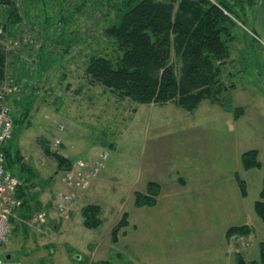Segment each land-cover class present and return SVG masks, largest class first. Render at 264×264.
Segmentation results:
<instances>
[{"label": "rangeland", "instance_id": "1", "mask_svg": "<svg viewBox=\"0 0 264 264\" xmlns=\"http://www.w3.org/2000/svg\"><path fill=\"white\" fill-rule=\"evenodd\" d=\"M27 1L23 13L28 12L30 22L20 25L27 28L30 42L8 53L0 89L11 114L28 108L10 144L22 157L17 173L33 189V210L45 211L46 220L32 224L14 217L0 242V259L6 253L23 264H237L240 257L259 259L264 220L253 203L264 178V120L257 110L255 117H234L233 108L256 109L263 67L256 19L264 0H230L235 23L225 37L228 56L217 63L222 98L231 104L222 107L204 99L193 111L171 101L136 103L86 75L87 56L106 47L102 29L115 18L114 11L104 19L91 0L85 5L82 0H32L26 6ZM75 5L80 8L73 18L60 22L59 14L69 16ZM23 32L12 30L10 39ZM171 61L177 71L179 62ZM42 140L73 160L70 168L57 171ZM249 149H257L260 167L243 168L241 154ZM101 154L107 155L102 167L76 190L67 173L77 161L96 162ZM237 177L245 182L246 196ZM149 182L159 184L155 203L136 205L134 194L146 192ZM59 201L64 204L56 205ZM92 204L99 206L100 222L86 226L82 208ZM242 225L250 228L248 234H227Z\"/></svg>", "mask_w": 264, "mask_h": 264}, {"label": "trees", "instance_id": "2", "mask_svg": "<svg viewBox=\"0 0 264 264\" xmlns=\"http://www.w3.org/2000/svg\"><path fill=\"white\" fill-rule=\"evenodd\" d=\"M0 1L9 5L3 14L6 19L4 27L8 33L16 30L17 22L26 23V19L30 22L26 10L18 14L10 0ZM31 1L28 0L26 6L42 0ZM86 1L82 0L80 3L85 5ZM91 1L99 6L104 19L109 18L111 11H114L115 16L105 23L102 29L104 46L106 49L110 47L111 51L106 53L104 48L103 51H93L87 56L84 71L91 80L109 88L120 97H128L141 104H163L171 101L182 109L193 111L202 100L208 99L222 107L230 106V101L225 103L222 98L224 86L220 79L221 65L217 63L228 56L225 37L229 34L231 25L235 23L231 17L235 11L230 0H179L177 4L176 0ZM105 5L108 8L105 9ZM79 8L78 5L73 6L68 11L69 16L59 14V21L66 23ZM44 20L46 21V17ZM64 32L66 33L61 31ZM172 57L180 64L177 71L171 61ZM6 65V56L0 50V81L4 78ZM227 99L230 100L228 97ZM15 104L20 105V102ZM24 109L18 116L11 114L13 132L1 147L4 167L18 180L16 194L22 203L16 211V216L20 221L29 219L34 213L35 199L27 180L17 173L20 172L22 160L19 150L10 144L16 132V125L22 122L23 117L27 118L29 115L28 108ZM233 111L234 117H239L242 114V106L233 108ZM41 144L44 145L45 154L55 161L57 171L70 168L73 160L51 150L45 140H42ZM13 149L15 153L12 152ZM241 164L244 169L260 167L257 149L244 151L241 154ZM25 169L33 173L30 168ZM237 182L241 194L246 196L245 182L238 177ZM158 193L159 184L149 182L146 192L134 194V203L153 205ZM253 208L256 215L264 220V178ZM98 212L97 204L84 206V224H99ZM11 221L13 222L14 218H11ZM249 232L250 228L242 225L230 227L227 234ZM259 248V259L245 261L240 257L237 264H264V240L259 243ZM8 254L11 255L6 253L2 255V259Z\"/></svg>", "mask_w": 264, "mask_h": 264}, {"label": "built area", "instance_id": "3", "mask_svg": "<svg viewBox=\"0 0 264 264\" xmlns=\"http://www.w3.org/2000/svg\"><path fill=\"white\" fill-rule=\"evenodd\" d=\"M14 9L21 14L25 0H10ZM9 5L0 1V50L5 54L6 59L11 50H16L22 45H27L30 42V36L27 34L26 27L20 24H26L25 21L17 22L16 29L23 30V34H18L10 39L9 33L6 31L4 25L6 19L3 14ZM20 27V28H19ZM10 48H9V47ZM13 132V120L11 115V108L5 101L4 91L0 89V242L5 240L9 231L12 228L11 218H17L16 211L21 206L22 200L17 197L16 188L18 180L11 174L9 170L4 167V154L1 149L3 143L8 140ZM106 154H101V158L96 162L77 161L75 170L72 171L66 178L70 182L76 183V190L88 184L90 172H98L103 160L106 159ZM99 164V165H97ZM64 178V177H63ZM75 190V191H76ZM66 195H64L65 199ZM64 201L56 202V205L62 206ZM46 220L45 211L34 212L28 219L32 224H40ZM0 264H23L20 260L0 259Z\"/></svg>", "mask_w": 264, "mask_h": 264}, {"label": "crops", "instance_id": "4", "mask_svg": "<svg viewBox=\"0 0 264 264\" xmlns=\"http://www.w3.org/2000/svg\"><path fill=\"white\" fill-rule=\"evenodd\" d=\"M246 14V13H245ZM256 25H257V31L259 32L260 36L258 37V39L256 38L255 40L257 41L258 45L261 47L262 49V61H263V67L260 70H258V89H257V105H256V109L254 106H250V105H244L242 106V116L244 115H248L255 117V110H257V116L260 118H263L264 120V89L262 88L263 84H264V1H262L261 4V10L260 13L258 14V17L256 19ZM258 32L256 33L258 35ZM263 71V72H262ZM262 121V120H261ZM262 125H264V122L262 123ZM93 184H97L96 181ZM94 187H98L97 185L93 186L90 188V191H93L92 189H94ZM89 191V192H90Z\"/></svg>", "mask_w": 264, "mask_h": 264}, {"label": "water", "instance_id": "5", "mask_svg": "<svg viewBox=\"0 0 264 264\" xmlns=\"http://www.w3.org/2000/svg\"><path fill=\"white\" fill-rule=\"evenodd\" d=\"M5 259H11V258H13L11 255H6L5 257H4Z\"/></svg>", "mask_w": 264, "mask_h": 264}]
</instances>
